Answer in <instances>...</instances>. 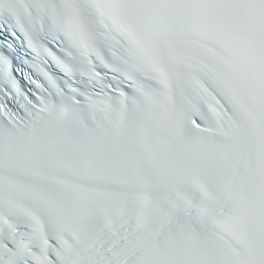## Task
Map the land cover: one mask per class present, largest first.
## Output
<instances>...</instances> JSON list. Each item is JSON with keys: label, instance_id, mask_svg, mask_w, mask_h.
<instances>
[{"label": "snow or ice", "instance_id": "6c2138e0", "mask_svg": "<svg viewBox=\"0 0 264 264\" xmlns=\"http://www.w3.org/2000/svg\"><path fill=\"white\" fill-rule=\"evenodd\" d=\"M0 264H264V0H0Z\"/></svg>", "mask_w": 264, "mask_h": 264}]
</instances>
